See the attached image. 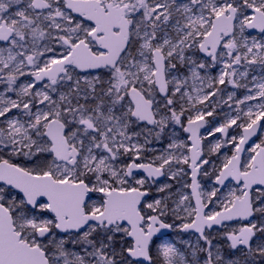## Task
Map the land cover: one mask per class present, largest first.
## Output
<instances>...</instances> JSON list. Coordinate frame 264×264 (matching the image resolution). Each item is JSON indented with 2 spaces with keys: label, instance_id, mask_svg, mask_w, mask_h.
Returning <instances> with one entry per match:
<instances>
[{
  "label": "snow or ice",
  "instance_id": "6c2138e0",
  "mask_svg": "<svg viewBox=\"0 0 264 264\" xmlns=\"http://www.w3.org/2000/svg\"><path fill=\"white\" fill-rule=\"evenodd\" d=\"M0 85V264H264V0H0Z\"/></svg>",
  "mask_w": 264,
  "mask_h": 264
},
{
  "label": "rangeland",
  "instance_id": "374dc122",
  "mask_svg": "<svg viewBox=\"0 0 264 264\" xmlns=\"http://www.w3.org/2000/svg\"><path fill=\"white\" fill-rule=\"evenodd\" d=\"M256 33H253V35H255ZM219 69L217 68L216 71H218ZM215 74V72L213 73ZM2 85H0V89H2ZM229 90H231V88L229 87ZM244 94V90H237V95L238 96H242ZM229 109L228 108H224L223 112H228ZM223 112L221 113V117L223 116ZM221 117H217V119L219 120ZM231 132V130H230ZM202 134H204V130L202 131ZM231 134H235V133H231ZM186 136V134H181V138H184ZM217 137H219V134H217ZM260 138H264V132H261L259 137L257 138L256 141H254L253 143H258ZM212 140V138H209L208 141H206L205 143L207 144L208 142H210ZM252 144V143H251ZM250 144V145H251ZM249 145V146H250ZM222 152H229L230 154V149L229 148H225L222 149ZM219 162V160L217 159V163ZM207 170H211L210 166ZM213 180L214 177L212 178H204L202 179V184L205 186L206 189H210L212 187L213 184ZM165 182H170L168 181L166 178L161 179V183H165ZM190 183V180L188 181ZM226 191V189H225ZM161 239H167L171 242H174L177 244V247L181 248V250H183L184 248V244L181 241H192L195 242L196 239V234L194 233H177L176 231H172V233L170 235L165 236L164 238Z\"/></svg>",
  "mask_w": 264,
  "mask_h": 264
},
{
  "label": "water",
  "instance_id": "95a60500",
  "mask_svg": "<svg viewBox=\"0 0 264 264\" xmlns=\"http://www.w3.org/2000/svg\"><path fill=\"white\" fill-rule=\"evenodd\" d=\"M201 131H203V130H201ZM260 133L261 132H258V134L252 138V140L250 141V144L257 140V138L259 137ZM161 179H163V178H161ZM164 233H166V235H162L161 238H164L165 236L170 235L172 233V231L164 230Z\"/></svg>",
  "mask_w": 264,
  "mask_h": 264
}]
</instances>
